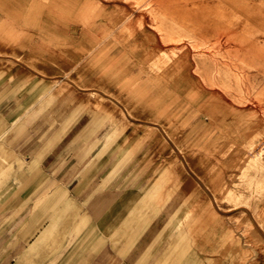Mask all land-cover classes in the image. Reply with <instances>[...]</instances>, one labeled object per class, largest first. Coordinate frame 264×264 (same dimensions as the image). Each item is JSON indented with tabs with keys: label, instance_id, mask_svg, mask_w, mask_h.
I'll use <instances>...</instances> for the list:
<instances>
[{
	"label": "rangeland",
	"instance_id": "rangeland-1",
	"mask_svg": "<svg viewBox=\"0 0 264 264\" xmlns=\"http://www.w3.org/2000/svg\"><path fill=\"white\" fill-rule=\"evenodd\" d=\"M2 1L11 10H0V24L29 2ZM74 1L76 17L104 25L102 57L92 51L89 66L75 63L73 73L28 75L27 88L36 79L49 88L38 106L13 105L34 98V90H12L0 105V200L24 188L28 162L47 176L50 163L74 164L79 132L93 128L102 155L87 161L101 158L100 194L108 210L124 211L119 235L107 236L112 248L122 240L109 264H132L148 250L154 264L180 233L191 248L184 264H264V200L261 186H248L250 178L264 181L253 160L260 146L264 151V55L253 48L264 47V31L256 13L241 23L246 0ZM222 68L231 83L218 80ZM247 73L252 88L244 87ZM67 173L64 166L54 175Z\"/></svg>",
	"mask_w": 264,
	"mask_h": 264
},
{
	"label": "crops",
	"instance_id": "crops-1",
	"mask_svg": "<svg viewBox=\"0 0 264 264\" xmlns=\"http://www.w3.org/2000/svg\"><path fill=\"white\" fill-rule=\"evenodd\" d=\"M32 1L29 0L24 9L18 7L17 18L6 14L0 24V105H4L12 90H34V98L20 99L13 105L38 106L43 90L49 88L45 87L46 83H36L37 79L33 87L30 85L32 88H27L22 80L28 75L42 79V76L59 75L65 70L73 73L77 63L80 69L89 66L91 58L95 57L90 54L92 51H98V56L102 57L100 44L105 40L106 31L101 21L76 17L74 0ZM10 5L2 1L0 10L8 12ZM10 27L15 28L14 32ZM82 57L88 62L81 60ZM79 135L83 141L71 153L77 156L74 164L50 163L53 173L47 176L42 166L28 162V166L22 168L30 171L26 174L29 178L24 188L2 195L0 264H109L114 253L118 255V251H122V240L115 239L117 245L113 244L112 248L107 236L113 230L119 235L118 230L125 224L121 222L124 211L108 210L106 196L100 194V187L106 183L101 182L103 177L99 176L102 164L97 161L101 158L87 161L91 155H102L100 141H96L101 137L93 128H86ZM64 166L67 174L72 172L69 177L54 175ZM53 182L57 185L44 194V189ZM96 185L99 188L91 193V187ZM121 197L116 195L115 206L121 202ZM178 239V245L154 264L185 263L191 248L186 245V235L180 233ZM149 251L144 259L132 264H152L147 259Z\"/></svg>",
	"mask_w": 264,
	"mask_h": 264
},
{
	"label": "bare ground",
	"instance_id": "bare-ground-1",
	"mask_svg": "<svg viewBox=\"0 0 264 264\" xmlns=\"http://www.w3.org/2000/svg\"><path fill=\"white\" fill-rule=\"evenodd\" d=\"M246 6H244V8H243V18L241 19V23L243 24V23H246L247 22V20H245V18H247L246 16H249V13L248 12H254V14L256 13V18L258 19V26H261V27H263V31H264V4L260 1V0H258V2H254L253 0H246V4H245ZM194 15V14H193ZM194 16H196V15H194ZM198 16H200V17H204V15L203 14H199ZM245 17V18H244ZM236 18V17H235ZM238 19V18H237ZM248 22L250 23V19L248 20ZM240 25V24H239ZM250 25V24H249ZM232 26H235L234 24H232ZM229 28V27H228ZM227 34H229V33H233L234 31H232V30H229V29H227ZM238 35V34H237ZM232 36H234L233 34H232ZM242 36H243V38L242 39H245V38H247L249 35H247L245 32H243V34H242ZM239 37H241V35H239ZM249 39H247L246 41L247 42H250V41H248ZM174 41V40H173ZM245 40H243V42H245V43H247ZM260 43H264V40H260ZM171 44H172V42H171ZM176 44V43H175ZM179 44V43H178ZM177 45V44H176ZM253 48H255L257 51H259V52H261V51H263V55H264V47L263 46H260L259 44H257V43H255V45H253ZM174 52V51H173ZM188 58V57H187ZM182 67L183 68H186V61H184V63L182 62ZM264 68V67H263ZM199 69L202 71V73L204 74V75H206L205 73H204V71L203 70H205V66H204V69H203V65H199ZM222 70H223V68H222ZM188 71L189 70H181V74H182V78H184L185 80H187V81H190V80H192L193 79V76H192V74H189L188 73ZM264 71V70H263ZM186 72V73H185ZM229 74V72L228 71H226L225 69L222 71V75H221V77H220V79H218V80H220V81H222V80H225L226 82H229V83H231V81L233 80V79H227L226 78V75H228ZM250 73H247V74H245L244 75V80H245V82H246V86H244L245 88H252L253 86H252V84L249 82V77H248V75H249ZM261 74H263V73H261ZM204 75H202V77H204V78H202L203 79V81L205 80V76ZM246 76V77H245ZM198 82H200V81H198ZM243 86L241 87V89H243L244 88ZM263 88V87H262ZM261 88V90L263 91V89ZM259 93H260V91H259ZM258 93V94H259ZM257 94V95H258ZM172 95H173V93H172ZM171 95V96H172ZM262 95H263V93H262ZM260 96V95H259ZM172 109H170V111L171 112H173L174 111V105L172 104ZM174 114V112L173 113H171L170 115H173ZM261 114V113H260ZM262 115H264V114H262ZM264 121V120H263ZM262 140V139H261ZM260 141V140H259ZM261 142V141H260ZM260 143H258L257 145H259ZM252 145V144H251ZM254 145V144H253ZM256 145V144H255ZM243 147V146H242ZM262 147H263V145H262ZM249 148V147H248ZM247 148V149H248ZM255 148V147H254ZM256 149V148H255ZM247 151V150H246ZM256 153H255V155H254V153H253V160H254V165L255 166H257V167H259V168H261V171L264 173V151H263V149L261 148V146H260V148H259V150L258 151H255ZM246 162V161H245ZM242 168H243V166H242ZM254 172V171H253ZM254 175V174H253ZM243 176H246V175H243ZM248 176V175H247ZM254 178V177H253ZM248 179H249V176H248ZM251 179V181H250V183H249V185L248 186H253V185H259V186H261V187H259V189L258 190H260L261 192H262V198H263V200H264V181H262L261 183H259L258 184V182L256 181V180H253L252 178H250ZM249 179V180H250ZM245 183V182H244ZM231 189L230 188H228L227 187V193L228 194H231L230 191ZM255 192H257V191H255ZM231 196H232V198H234V199H236L237 198V196H236V194H231ZM237 205V204H236ZM255 208H257V210L259 209V205L258 204H255ZM229 247V246H228ZM227 247V248H228Z\"/></svg>",
	"mask_w": 264,
	"mask_h": 264
}]
</instances>
